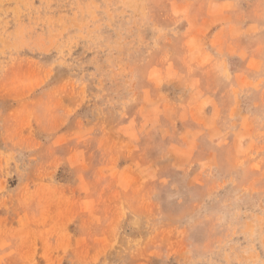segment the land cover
I'll use <instances>...</instances> for the list:
<instances>
[{
  "label": "rangeland",
  "instance_id": "1",
  "mask_svg": "<svg viewBox=\"0 0 264 264\" xmlns=\"http://www.w3.org/2000/svg\"><path fill=\"white\" fill-rule=\"evenodd\" d=\"M0 264H264V0H0Z\"/></svg>",
  "mask_w": 264,
  "mask_h": 264
}]
</instances>
